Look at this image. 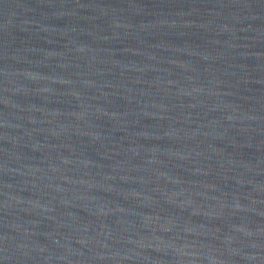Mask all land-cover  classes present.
<instances>
[{
  "label": "water",
  "instance_id": "obj_1",
  "mask_svg": "<svg viewBox=\"0 0 264 264\" xmlns=\"http://www.w3.org/2000/svg\"><path fill=\"white\" fill-rule=\"evenodd\" d=\"M0 264H264V0H0Z\"/></svg>",
  "mask_w": 264,
  "mask_h": 264
}]
</instances>
